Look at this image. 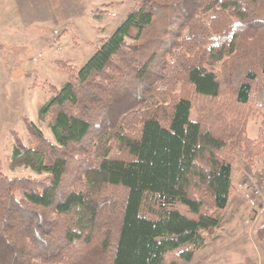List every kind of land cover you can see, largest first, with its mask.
Returning <instances> with one entry per match:
<instances>
[{
  "label": "trees",
  "instance_id": "1",
  "mask_svg": "<svg viewBox=\"0 0 264 264\" xmlns=\"http://www.w3.org/2000/svg\"><path fill=\"white\" fill-rule=\"evenodd\" d=\"M55 66L54 140L26 117L9 161L41 176L0 150V264H191L235 163L264 184V0H135L84 66Z\"/></svg>",
  "mask_w": 264,
  "mask_h": 264
},
{
  "label": "rangeland",
  "instance_id": "2",
  "mask_svg": "<svg viewBox=\"0 0 264 264\" xmlns=\"http://www.w3.org/2000/svg\"><path fill=\"white\" fill-rule=\"evenodd\" d=\"M134 2L135 0H75L77 11L74 14L65 11L66 8L69 9L67 5H55L53 2V20L35 23L29 30L19 32L11 42L0 43V150L5 170L9 175L41 176L24 167L13 170L9 166V161L14 149V132L24 136L27 142L30 141L26 117L37 123L45 134L54 140L49 126L50 121L42 119L39 112L52 96L49 83L61 88L68 80V75L55 66V60H68L78 67L84 66L97 52L103 39L112 36L127 18ZM89 9H94L93 15L99 13L100 18L96 19L95 15L92 18L86 13ZM59 26L67 28V32L70 33L51 46L56 36L54 29ZM99 27H103L104 31L101 32ZM195 115L194 112L193 116ZM259 129L260 121L257 118L252 119L248 128L250 138H257ZM258 158L255 160L254 170L263 171L264 153L260 159ZM246 174L239 191L235 193H245L248 204L237 210L239 197L234 196L225 213L226 221L222 226H227L235 216L242 217L247 214L249 210L247 207L251 205L261 210V216L252 226L253 230L258 231L264 226V203L262 198L255 195ZM255 216L252 211L246 223L253 224ZM256 241L262 250L261 246L264 247V243L261 244L257 239ZM219 249V243L209 244L195 255L191 264H203ZM262 253L264 254V251ZM34 264L41 263L36 261Z\"/></svg>",
  "mask_w": 264,
  "mask_h": 264
},
{
  "label": "crops",
  "instance_id": "3",
  "mask_svg": "<svg viewBox=\"0 0 264 264\" xmlns=\"http://www.w3.org/2000/svg\"><path fill=\"white\" fill-rule=\"evenodd\" d=\"M72 1L73 3L71 4ZM53 2L55 5H67L69 9L66 8L65 11H67L68 14H74L77 11L74 4L75 0H0V43L3 42L1 44H7L11 42L19 32L29 30L35 23L39 24L46 20L48 22L53 20ZM93 10L94 9H89V12H86L89 13L92 18H94L92 14ZM99 28L101 32L104 31L103 27ZM60 31H65L62 37L64 35L66 37L70 33L67 32L68 30L65 27H55V35ZM59 44L61 45L60 42ZM245 174L246 170L243 164L240 161L235 163L233 181L237 188L236 192L239 191L242 182H244ZM236 195L239 197L237 210H241L243 206L248 204L245 193H234L232 195L229 205L223 214L222 222L217 229L215 238H210L205 246L207 247L211 243H219L220 249L203 264H263L264 254L262 252L264 251V247L261 246L262 251L256 239L261 241V244L264 243V240L258 239V231L252 228L261 216V210L258 209L259 207L248 205L247 208L249 210L247 214H244L242 217L235 216L227 226H222V223L226 221L225 213L229 209L232 198ZM252 211H254V215L256 216L253 218V224L250 225L246 223V221L250 218Z\"/></svg>",
  "mask_w": 264,
  "mask_h": 264
},
{
  "label": "built area",
  "instance_id": "4",
  "mask_svg": "<svg viewBox=\"0 0 264 264\" xmlns=\"http://www.w3.org/2000/svg\"><path fill=\"white\" fill-rule=\"evenodd\" d=\"M246 179L250 182L255 195L258 198H262V203H264V184L260 183L255 177L250 174H246Z\"/></svg>",
  "mask_w": 264,
  "mask_h": 264
}]
</instances>
